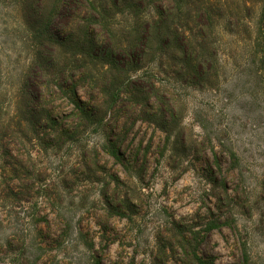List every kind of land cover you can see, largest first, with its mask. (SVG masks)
<instances>
[{"label":"rangeland","instance_id":"rangeland-1","mask_svg":"<svg viewBox=\"0 0 264 264\" xmlns=\"http://www.w3.org/2000/svg\"><path fill=\"white\" fill-rule=\"evenodd\" d=\"M227 1L229 9L207 17L212 73L180 84L170 68L164 75L179 100L178 119L165 125L170 138L154 115L138 120L121 160L104 151L95 126L75 139L25 143L23 188L0 185V264H264V0ZM39 42L16 1L0 0L8 101L36 63ZM69 46L60 48L68 66ZM59 103L67 121L71 106ZM141 142L151 143L145 163L143 150L134 156ZM82 152L98 164L85 166ZM12 167L0 157V175Z\"/></svg>","mask_w":264,"mask_h":264},{"label":"trees","instance_id":"trees-1","mask_svg":"<svg viewBox=\"0 0 264 264\" xmlns=\"http://www.w3.org/2000/svg\"><path fill=\"white\" fill-rule=\"evenodd\" d=\"M15 1L32 36L40 39L41 50L11 101L2 91L0 59V157L13 163L11 171L0 175V185L11 190L23 188L30 174L26 142L75 139L95 126L104 134V151L121 160L125 139L139 119L155 115L168 132L165 125L178 119L179 100L167 88L164 75L170 68L180 84L212 73L216 51L207 17L221 6L231 7L227 0ZM56 23L59 33L54 32ZM68 44L69 66L60 50ZM46 46L51 47L44 50ZM67 67L69 72L63 69ZM62 98L71 106L67 121L61 116ZM182 143L183 134H176L174 149ZM150 147L141 142L134 156L143 150L145 163ZM81 155L85 166L98 164L96 158ZM124 203H131L127 193ZM182 240L189 259L191 242L185 236Z\"/></svg>","mask_w":264,"mask_h":264}]
</instances>
